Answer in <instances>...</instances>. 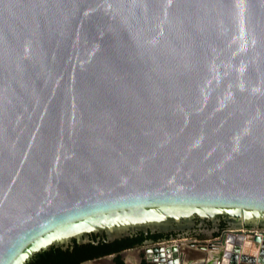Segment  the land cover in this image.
Segmentation results:
<instances>
[{
	"label": "water",
	"instance_id": "1",
	"mask_svg": "<svg viewBox=\"0 0 264 264\" xmlns=\"http://www.w3.org/2000/svg\"><path fill=\"white\" fill-rule=\"evenodd\" d=\"M193 227L264 264V0H0V264Z\"/></svg>",
	"mask_w": 264,
	"mask_h": 264
},
{
	"label": "flooded vegetation",
	"instance_id": "2",
	"mask_svg": "<svg viewBox=\"0 0 264 264\" xmlns=\"http://www.w3.org/2000/svg\"><path fill=\"white\" fill-rule=\"evenodd\" d=\"M223 225L220 227L222 228ZM223 229V228H222ZM219 237L218 233L214 228H198L193 227L191 230L186 229L182 232H167V233H144L137 232L130 237L131 239L137 240L133 247L122 246L123 239H117L122 242L108 241L106 237L97 234H91V239L95 240L96 243L88 242L80 244L76 240L73 245H70V253L65 255L63 258L51 261L50 264H149L148 261L142 256H135L133 251L136 247H143L145 242L149 240H160L171 237H182V238H193L200 239L205 236ZM93 243L94 245H101L100 251L94 253L90 248H84L87 244ZM69 248V247H68ZM67 248V249H68ZM67 249H64L65 251ZM129 251V252H128ZM131 251V252H130Z\"/></svg>",
	"mask_w": 264,
	"mask_h": 264
},
{
	"label": "trees",
	"instance_id": "3",
	"mask_svg": "<svg viewBox=\"0 0 264 264\" xmlns=\"http://www.w3.org/2000/svg\"><path fill=\"white\" fill-rule=\"evenodd\" d=\"M117 242L120 243L122 241L117 240ZM123 242L124 243L122 244V246L133 247L137 240L127 237L123 239ZM100 246L101 245H94L93 243H90L87 244L84 248H90L91 251L97 253L100 251ZM70 248L71 246H69V248L65 251L62 247L53 246L48 251H43L41 253L36 254L28 264H50L51 261L63 258L65 255L69 254Z\"/></svg>",
	"mask_w": 264,
	"mask_h": 264
},
{
	"label": "built area",
	"instance_id": "4",
	"mask_svg": "<svg viewBox=\"0 0 264 264\" xmlns=\"http://www.w3.org/2000/svg\"><path fill=\"white\" fill-rule=\"evenodd\" d=\"M246 250H247V251H250V249H248V248H247V249L245 248V251H246ZM254 251H256V252H257L258 250H254ZM219 264H220V262H219Z\"/></svg>",
	"mask_w": 264,
	"mask_h": 264
}]
</instances>
